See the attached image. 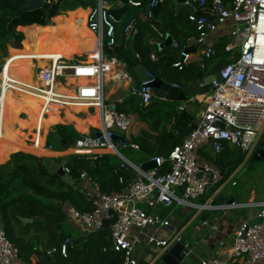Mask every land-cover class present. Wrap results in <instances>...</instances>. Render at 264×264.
Segmentation results:
<instances>
[{
    "label": "built area",
    "instance_id": "obj_1",
    "mask_svg": "<svg viewBox=\"0 0 264 264\" xmlns=\"http://www.w3.org/2000/svg\"><path fill=\"white\" fill-rule=\"evenodd\" d=\"M145 1L141 18L152 31L147 40L152 47L150 58L157 60V45L164 39V34L161 21L154 10L164 0ZM192 2L193 13L188 14V17L189 22L195 26L197 35L190 37L186 46L205 45L206 39L219 25L230 21L223 48L231 53V60L219 68L220 80H211L209 91L201 94L204 106L199 118L195 120V127L187 131L175 127L172 131L180 137V142L166 156H151L149 160L154 162V166L147 170L132 163L121 153L126 147L139 148L138 144L129 140L132 119L128 113L118 109L116 101L105 97L104 89L106 76L115 59L113 52H110L111 58L105 57L104 50L118 45L117 34L122 37L123 42L119 48L127 47L136 32L134 20L122 21L109 11L106 2L97 0L85 17L86 28L95 38V49L89 55L90 61L69 60L60 55L32 58V61L40 60L45 64L43 67L35 65V84L26 86L11 78L9 73L3 75L7 57H3L4 63L0 66V109L4 90L16 85L44 97V117L47 116L50 103L59 106L58 115H63L66 108L85 105L86 111L92 109L101 116L100 130L80 133L69 148L72 151L57 157L65 158L61 167L64 174L71 177L72 171L67 164L70 156L81 155L95 160L104 153H111L117 157L118 162L113 171L118 182L123 184L122 189L103 191L96 181L85 171H81L76 179L73 178L72 186L90 204V208L79 210L67 203L66 209L68 220L83 234L103 229V220L112 218L115 213L116 219L108 229L112 249L123 253L122 264H138V252L142 249L145 252L144 249L147 248L149 252L146 255L150 264L160 253L180 241L183 230L175 211L177 208L203 210L211 207L210 200H198L223 178L218 156L227 147L247 153L259 134L258 141H262L264 136V131L261 132L264 127V0ZM126 3L136 8L143 4L141 0H126ZM187 3L188 0H185L180 4ZM9 41L15 45L14 40ZM178 45L173 41L172 47L177 48ZM203 50L207 57L215 54L213 46H205ZM86 56L88 57L87 54ZM190 58V53L179 51V57L172 66L182 70ZM199 66L204 68L202 62ZM70 78L74 82L69 83ZM127 78L132 77L124 72L116 82ZM80 79L84 80L83 83H79ZM162 81L172 87H180L175 82ZM148 83L149 81L141 82L135 91L143 105L148 104L153 96ZM203 85V82L198 83V87ZM60 87L64 90H58ZM193 98L194 96H189L186 100L193 101ZM184 109L185 104L179 106V111ZM24 116L25 113L21 117ZM189 126L188 124L187 127ZM114 135L121 138H114ZM261 148L264 149V141ZM57 157L48 159L56 162L62 160L57 161ZM142 205L150 211L145 210ZM256 207L258 209L255 215L242 221L230 243L219 241L224 253L202 259L201 264H264V201ZM164 209H168L167 214L163 213ZM110 210L113 213H109ZM256 217L261 220L248 225V220ZM71 241L70 237H65L59 244L46 248L44 255L66 257L72 247ZM185 246L190 252L188 244ZM0 264H37L19 256L17 247L7 238L2 226Z\"/></svg>",
    "mask_w": 264,
    "mask_h": 264
},
{
    "label": "trees",
    "instance_id": "obj_2",
    "mask_svg": "<svg viewBox=\"0 0 264 264\" xmlns=\"http://www.w3.org/2000/svg\"><path fill=\"white\" fill-rule=\"evenodd\" d=\"M23 1L26 0H0V57H4L1 53L4 52L5 46L9 40L20 42L23 39L22 33L16 30V26L31 24L45 26L52 23L46 8L50 3L56 0H44L46 3L40 8L22 11L16 15L11 14L10 11L15 9ZM103 1L108 4L109 11L114 13L122 21L132 19L136 24V32L133 33L126 49L120 48L121 60L127 61V63L132 66L133 62L128 61L130 57L133 58L129 47L131 43L137 54V58L155 78L169 82H177L185 86L201 71L195 63H187L182 70L174 68L172 64L178 59L179 50L172 46L163 48L160 53L157 51L159 54L157 60L150 59L152 47L147 43V40L152 35V31L141 18V13L146 4L145 0H141L143 4L138 8L132 7L128 3H123L119 0ZM177 1L182 3L185 0ZM223 1L227 3L229 0ZM96 2L97 0H62L60 5L63 3L64 7L61 9L65 10L74 9L76 7H94ZM60 5L55 15L59 14L61 11ZM173 6V0H164L158 4L154 12L160 19L162 27H165L172 34L174 41L179 45H185L190 37H195L197 35V31L195 26L190 24L189 21L186 20L185 22V12L174 14L175 9ZM77 18H80L78 23L76 21ZM81 19H83L82 14L76 12L74 20L76 21L75 24L77 27L82 26ZM48 29L49 28H30L29 30L26 28L24 30L29 31L25 32L26 35L22 43L28 44V52L30 54L43 48L55 51V49L61 47L62 44H65L63 37L59 34L50 32ZM28 32H30V36ZM34 32L40 33L41 36L43 35V38L52 39V41H44V43L43 38H41V36L36 37ZM26 37L29 38L27 41L25 40ZM226 41V36L217 39L213 46L215 54L213 56L204 57L203 64L211 67L210 72L215 73L223 64L231 60L229 58L230 53L226 52L223 48ZM6 69L7 67H5V70ZM3 95H5L6 100H11V96L6 92H3ZM10 103L16 107L18 105L16 116L24 109L28 108L22 107V102L13 98ZM136 105L140 116L144 120L147 119V114L152 117L150 119L151 127L162 128L163 130L161 135H159L162 141H158L157 146L153 145V141L141 137L136 138L135 142H137L142 150L147 151L152 154V156H166L171 148L180 142V137L178 135H175L171 130H165V126L170 122L171 116H175L176 113L173 110L168 113L166 108H160L155 112L149 111V109H154L152 103L143 105L137 102ZM117 107L122 111L126 110L118 103ZM131 110H133V107ZM163 110H166V112L161 113ZM157 111H160L159 115H157ZM0 115L3 118V123L0 121V130L4 133L11 134V131L8 129L5 130L8 123L4 122V117L1 113ZM47 122V126L50 123L57 122V124L52 126V129H50L47 134L46 148L54 151H62L66 149V145L71 147V144L80 136V133L76 131L73 126L65 125L71 123L65 121L63 118L58 119L57 115L54 116V120L48 119ZM58 122L65 124H59ZM1 125L4 128H2ZM28 137L29 140H31L32 134H28ZM55 139L58 142L56 146L53 142ZM14 149L15 151L10 152L14 153H8L0 157V222L7 238L17 247L19 256L24 260L33 261L37 264H122L123 253L116 252L112 249L108 228L92 231L80 236H74L63 231V224L68 222L67 203L79 210L89 209L90 204L77 189L67 184L61 176L48 171L43 164L44 157L22 152L18 147ZM232 150L231 147H227L218 156V164L223 171L221 182L198 201L204 202L211 193L231 176L235 168L242 162L244 154L240 155L235 160L229 157ZM9 154L10 156L7 159ZM206 155H209V153H206ZM209 157H211V155ZM60 159L61 157L56 158L57 161ZM116 162L117 160L114 155L104 154L95 160L86 159L81 155L70 156L67 164L71 168L73 178L78 177L81 171H85L91 179L100 185L103 191H110L120 190L123 187V184L118 182L117 176L113 171L117 164ZM253 164L254 162H250V167H253ZM237 183L236 181L235 185H237ZM218 196L219 195H216V197H214V202L218 201ZM142 207L150 211L145 205H142ZM163 213H165V211H163ZM19 216L32 219L41 217L43 219L55 221L56 224L45 221H33L23 224L19 220ZM67 236L72 239V247L66 257H62L61 255L47 257L44 255L45 248L59 244L60 241Z\"/></svg>",
    "mask_w": 264,
    "mask_h": 264
},
{
    "label": "crops",
    "instance_id": "obj_3",
    "mask_svg": "<svg viewBox=\"0 0 264 264\" xmlns=\"http://www.w3.org/2000/svg\"><path fill=\"white\" fill-rule=\"evenodd\" d=\"M174 1H177V0H173V5H174ZM178 3L180 4V2H178ZM173 7L175 9L174 14L176 15L177 14L176 13V6L174 5ZM90 8H91L90 6H87L85 8L76 7L74 9L61 10L59 14L50 18L52 23L49 25H45V26L35 25V24L16 26V30L22 33L23 39L26 35L25 32L29 31L30 28H51L55 32L59 33L60 35H61V32L65 33V36L62 35L63 37H65L64 38L65 44H62V46L59 48L56 47L58 50L55 49V51H50V50H48V48H43V49H40L34 53H31V57H30V54L28 52L29 51L28 44L22 43V40H23L22 39L20 42L22 43V46L25 49V51H27L29 57L31 59L35 58V57L38 59L42 55H54V56L60 55L64 58H68V56H71V59H69V60H76V57L80 58V56H82L83 54H87L88 57L85 55L83 58L76 60V61H80V60H89L90 61L89 55L92 53V51L86 52V51H84L83 47L80 44L75 43L72 38H70V39L66 38L67 36H70V35L75 34L76 32L80 31V28L78 29L76 24H75L76 21H77V23H78V21H80V18H77L75 21L73 19L72 12L76 9H80L81 11H85V10L88 11ZM82 18L83 19H81V20H82L83 27H84L83 31L88 32L90 34L91 32L88 31V29L86 28V25H85V19H84L85 16ZM186 20L189 21L188 13H186L185 22H186ZM230 24L231 23L229 21L225 24L219 25L217 27V30L214 31L206 39L205 45H200V46L190 45V46H195V51L190 53L192 58H190V61L188 63H195L196 66L199 67V70H201L202 77L205 78L209 75L214 74L213 72H210V69H211L210 66L204 65V68H201L199 66V63L204 62L205 55L203 52L204 51L203 48L205 46L206 47L214 46L217 39L226 35V33L228 32V29L230 27ZM29 26H33V27H29ZM26 28H28L29 30L24 31ZM167 32L172 36V34L168 30H167ZM28 33L30 36V32H28ZM34 33H35L36 37L41 36L40 33H37V32H34ZM90 36L92 39H95V38H93L94 36L92 33L90 34ZM41 38H43V35L41 36ZM28 39L29 38L26 37L25 40L27 41ZM226 40H227V38H226ZM44 41L45 42H51L52 39L43 38V42ZM121 43H123L122 37L119 34H117V44L119 47H120ZM186 45L187 44H185L184 46H186ZM121 48H123V47H121ZM163 48H165V47H163ZM163 48H161L159 50V48L157 47L156 50L160 53ZM94 49H95V47H94ZM70 53H71V55H69ZM79 53H81V54H79ZM104 53H105V57L106 56L108 58L112 57V53L107 52L106 50H104ZM230 55H231V53H230ZM230 55H229V58H230ZM132 56H133V54H132ZM114 58L115 59L111 63L112 69H111L109 75L106 76V81L108 82V85L106 86L107 89L105 88L106 89L105 90V97L108 100L116 101V103H118L121 107H124L126 109V110H124V112L128 113L131 116L132 125H131L130 131H129V140L131 142L137 144V142H135V139L138 137H141L143 139H149V140L153 141V145L157 146L158 141H162L159 138V135H161L163 129L151 127L150 119L152 117H150L149 114H147V116H146L147 119H145V120L140 116V113L137 110L138 107H136L137 102L140 103V99H139L137 93L135 92V90L133 89V86H134L133 77L129 74L132 77L131 79L127 78V79H123L119 83L116 82V79L120 78L124 72H128V67H130V65L127 63V61L121 60L117 56V54H115ZM133 58H135V57L133 56ZM133 58L130 57V59H128V61H132L133 64H135V59H133ZM31 59L28 63L18 62V61H10V62L15 63V64H12V65L6 64V67H8L7 70H9L11 68H15V69L12 71H5L3 73V75H7L9 73V76L11 77V74L17 73L16 76L11 77V78L15 79L18 82H21V85H25V86L26 85H34L35 81L30 82L28 80V77L26 76L27 75L26 73H28L29 70L31 71V69H33L35 67V65L37 67H43L45 62L37 60L36 61L37 63L34 64ZM73 62H75V61H73ZM20 63H24V64L20 65ZM17 64H19L20 66ZM32 74H33V71H32ZM194 79H196V77ZM81 81H84V80L80 79L79 83ZM72 82H74V79L70 78L69 83H72ZM191 82H189L185 86L189 85ZM175 83H177V82H175ZM177 84H179V83H177ZM21 85H19V86H21ZM13 86H16V85H13ZM179 86L185 87V86H182L180 84H179ZM18 88L25 90V91L24 92L23 91L22 92H19V91L12 92L11 91V90H13L12 88H11V90L8 89L9 94H10L9 96H11L10 101L6 100L5 95H3V102H2L0 113L4 117V122L8 123L6 125V127L9 126L10 123L13 122V120H15L17 118L16 111L18 110V108L10 103V102H12V98L16 99L18 101H21L22 102L21 105H26V107H28L32 111V113L41 120L40 129H35V128L32 129V130H34V133L33 132L31 133L32 138H31V140L28 141L30 144H28L27 142H24V148L25 149H23V147H22L23 143H22L21 147L19 146L20 149L22 150V152H26V153L30 152V153H33V155L35 154L36 156H40V157H44V158H48L47 156H48L49 152H47V151L53 152L55 154L62 153L61 151H54V150H51L49 148H46L45 147L46 145L44 146V144H46V137L44 138V136H43L44 135V131L42 130L43 119L40 118V115L38 114L39 110L36 109V107H38V108H41V110H42V105L45 103L44 97H42L41 95L38 96L35 93H32L31 91L27 90L25 87H23V88L18 87ZM130 88H131V91H130ZM58 90H64V88L60 87ZM23 93H29V94H32V96L36 97L38 99L37 100L38 105H36L31 100V99H33V98H31L32 97L31 95L29 96V101H28V98L19 96V95H23ZM195 98H197L199 100V102L194 103ZM201 100H202L201 95L200 96H194L193 101H187V100H185V101H174V100H172L171 101V100H167V99L157 98L155 101L149 102V103H152L154 105V109H151V110L149 109V111L155 112L156 110H158L160 108H166L168 110V113H170L173 110L176 113V115L175 116L172 115L170 118V122L168 124H166V126H165V130L168 129V130L172 131L175 127H180V124L183 121V120H180V115H181V112H183V111H179V106L182 104H185L184 111L192 117V120H197L199 118L201 109L204 106V102H202ZM32 106H34V107L30 108ZM132 107H133V110H131ZM28 108H26L27 111H28ZM49 108H51V109H49ZM49 108L48 109L50 111L53 110V111H51V113H52L51 115L53 118L50 120H54V116L57 115L58 119L64 118V119L68 120L69 123H71L68 125L73 126V128H75V127H74L72 121L67 117V114L72 115L73 117L77 118L78 120H82L84 123V127L81 129H84V131L76 130L81 134H86V133H89L93 130L94 131L100 130L102 118L98 114V112H96V111H86V110L83 111V109H81L79 106H74L71 108H66L63 115H58L59 106H57L56 104L50 103ZM27 111H25V109H24L23 112H21L18 115L23 116V113H25V115H27ZM159 114H160V111H157V115H159ZM42 117L45 119V121L48 120V119H46V117H44V116H42ZM26 118H27V116L23 117L22 119L25 120ZM177 119H178V123H177ZM0 121L3 123V118L1 115H0ZM17 122L19 123V126H20L21 120H18ZM47 124L48 123L46 122V127H47ZM184 124L187 127V125L188 124L190 125L191 122L189 119H185ZM50 126H54V124L50 125ZM1 127L4 128L2 125H1ZM6 127H5V129H6ZM1 133H2V131L0 130V137L3 136ZM6 134L8 137L13 139V137H14L13 134H8V133H6ZM150 136H155L156 140L151 139ZM19 139H21V137ZM41 143H43V146ZM13 146H15V148H16L18 145H13ZM69 148H70L69 146L66 147L67 150H70ZM127 149L140 152V153L137 152V155L135 158L138 162H134L128 155H125L124 153L121 152L126 159H128L132 163L137 164L139 166L141 164L145 163L146 161H149L150 157L152 156V154L148 153L147 151H143L140 147L138 149L126 147L125 149H122V150L128 151ZM247 153L241 152V155L244 154V158H243L242 162L244 161ZM104 154H111V153H104ZM104 154H102V155H104ZM111 155H113V154H111ZM49 158H53V156L49 157ZM262 159H264V158H262ZM116 160L118 162L117 157H116ZM242 162L239 164V166L242 164ZM250 162H253V161H249V159H247L239 171H237L239 166L237 168H235V170L233 171L231 176L222 185H220L213 193L210 194V196L207 198V200L211 201L210 202V205H211L210 208H205L203 210H198V209L196 210L194 208H189V209L177 208L176 209V211H175L176 215L175 216L179 220V226H182L183 237H185V238H186V232L185 231H187L186 229H189L194 224L195 221L199 220V223H197L196 226H194L195 232L198 233V239L196 240L195 243L199 244L200 242H203L205 244V248L202 250V254H200V255L196 254L195 256H192L195 260L200 262V260L208 258V257L213 256V255H216L217 253H224L225 250L219 246V241L223 240V241H225V243H230L233 239V235H234L235 230L238 229V227L240 226L242 221L253 217V215H255V213H256L255 212L252 215L248 214V215H246V217L244 219L238 220L236 214L240 212L239 207H242V206L256 207V205L258 203L264 201V176L259 175V174H258V176L254 177V181H252L253 179H247V181L249 180L248 181L249 187H247V188L243 187V182L245 185L247 183V182L245 183L246 179H243L242 184H241V186H242L241 192L233 195V194H231V191L226 190V194H223V193L221 194V192L225 190V188L229 182H231L232 186H235V182H236L235 175H236V173L240 172L241 170H243L245 168L247 170L249 168H252L249 165ZM117 180H118V177H117ZM211 189H209L208 192H210ZM216 195H219L218 201L214 202L213 199H214V197H216ZM239 195H240V198L242 199V201L237 200V197ZM242 197H244V199ZM195 202H197V201H195ZM166 213H168V209H167ZM203 222H206V223L204 224ZM0 226H2L1 222H0ZM189 234L191 236H194L192 231L189 232ZM71 244H72V241H71ZM189 248H190V246H189ZM144 251L145 252H143V249H142V251L138 252V254H139V263L138 264H141V263L149 264L148 263L149 258L146 255V253L148 254L149 249L148 248L144 249Z\"/></svg>",
    "mask_w": 264,
    "mask_h": 264
},
{
    "label": "water",
    "instance_id": "obj_4",
    "mask_svg": "<svg viewBox=\"0 0 264 264\" xmlns=\"http://www.w3.org/2000/svg\"><path fill=\"white\" fill-rule=\"evenodd\" d=\"M62 0H56L53 3H50L46 10L49 17L55 16L56 12L59 10V5ZM123 3H126V0H119ZM46 2L44 0H26L21 2L15 9L11 10V14H18L22 11L26 10H33L42 7ZM174 5L176 6V13L185 12L188 14L193 13V2L192 0H188L187 4H179L177 1H174ZM161 30L164 34V39L160 43H158L159 50L163 47L171 46L174 39L173 37L167 32L164 27H161ZM15 46L18 48H22L21 42H15ZM131 53L135 57V64L128 67V73L134 79V86L133 89L136 91L139 88V84L143 81H149V86H151L153 90V96L151 97V101H155L157 98L159 99H167V100H174V101H185L189 96H200L204 92L209 91L211 87V80H220L219 72L217 71L213 75H209L207 77H202L201 71L198 72L196 79H194L189 85L185 87H172L170 84L165 83L162 79L155 78L153 75H150L147 68L140 62V60L136 57V52L132 47V44L129 45ZM177 49L179 51H183L184 53H192L195 51V46H187L183 47L182 45H178ZM107 52H114L120 58V49L118 45H115L110 48L105 49ZM4 63V58L0 57V66ZM203 82L204 85L202 87H198V83ZM199 102L197 98L194 99V103ZM189 119L191 124L189 127H186L184 124V120ZM180 120H183L180 124V128L187 131L189 128L195 127V120H192V117L187 114L185 111L181 112ZM264 131V127L262 128L261 132ZM260 137H257L254 145L248 151L245 156L244 161L238 167L237 171H239L242 166L244 165L245 161L249 159V161H259L260 159L264 158V149L261 148L262 141H264V136L261 139L262 141H258ZM114 138H121L117 135H114ZM151 139L156 140L155 136H150ZM68 147V145H66ZM63 159L59 162L52 161L51 159L44 158L43 164L48 169L50 173H56L57 175L61 176L62 179L69 185H73V178L67 174H64L61 164L63 163ZM154 166V162L149 160L145 163L140 165V168L143 170H147ZM109 213H113L111 210ZM19 220L23 223H31V222H48L51 224H56L55 221L43 219L41 217L37 218H29V217H18ZM116 219V214L113 213V217L109 219H104L102 222V228H108L109 225ZM261 218L256 217L248 220V225H252L256 221H260ZM189 242L187 238L182 237V239L175 244H173L170 248L160 253L155 260H153L150 264H201L199 261L195 260L193 257H189L188 247L185 246Z\"/></svg>",
    "mask_w": 264,
    "mask_h": 264
},
{
    "label": "rangeland",
    "instance_id": "obj_5",
    "mask_svg": "<svg viewBox=\"0 0 264 264\" xmlns=\"http://www.w3.org/2000/svg\"><path fill=\"white\" fill-rule=\"evenodd\" d=\"M64 7V5H63V3L60 5V10H64V9H61V8H63ZM10 48H14V49H19L18 47H16L15 45H12V43H11V41H9L7 44H6V46H5V49H4V52L3 53H1V55L2 56H4V57H8L9 56V51H10ZM21 49V48H20ZM123 49H126V47L125 48H123ZM49 50V49H48ZM58 50V49H57ZM91 52V51H90ZM92 52H94V50H92ZM79 54H81V53H79ZM92 54V53H91ZM69 55H71V53L69 54ZM86 54H83L82 56H80V58L79 57H76V60H79V59H81V58H83L84 56H85ZM107 57V56H106ZM192 58V57H191ZM67 59H71V56H68V58ZM33 63L34 64H36V62L35 61H33ZM12 64H15V63H12V62H10V63H8L7 65H12ZM21 64H24V63H20V65ZM17 65H19V64H17ZM19 65V66H20ZM6 67V66H5ZM7 69H8V67H7ZM5 70V71H12V70H14L15 68H11V69H9V70ZM32 71H33V73H35L36 72V69H35V67L33 68V69H31V71L29 70V72L28 73H26L27 75V77H28V80L30 81V82H33L34 80H33V78H32ZM16 74L17 73H13V74H11V77H14V76H16ZM34 77V76H33ZM104 89L106 88V86L108 85V82L106 81L105 83H104ZM107 89V88H106ZM105 89V90H106ZM9 90H11V89H9ZM12 92H15V91H13V90H11ZM130 91H131V88H130ZM4 92H6L8 95H10L9 94V91H8V89H5L4 90ZM24 92V91H23ZM32 96V94H29V93H23V95H19V96H22V97H26V98H28V101H29V96ZM13 97V96H12ZM31 98H33V99H31ZM30 99L36 104V105H38V102H37V98L36 97H34V96H32ZM20 102V101H19ZM41 106V105H40ZM22 107H26V105H22ZM17 108H18V105H17ZM48 108H49V105H48ZM47 108V116H45L46 117V119H52L53 117H52V113H51V111H53V110H49V109H51V108H49L48 109ZM164 109V108H163ZM86 109H83V111H85ZM44 111H46V110H43V108H42V110L40 111V112H38V114L40 115V118H42L43 119V128H42V130L44 131V138L46 137V139H47V134H48V132H49V130L52 128V126H50V125H56L57 124V122L56 123H50L47 127H46V122L47 121H45V119L42 117L43 116V112ZM90 111H92V109H90ZM7 112V111H6ZM166 112V110H163L161 113H165ZM20 114V113H19ZM83 115V114H82ZM26 116V115H25ZM24 116V117H25ZM23 117H21L20 115H18L17 116V118L15 119V120H13V122H9L10 123V125L9 126H7L6 127V129L5 130H9V131H11V134H13V141H8V139H7V137H6V133H4V132H2L1 134L3 135L1 138V140H0V157H3L5 154H8V153H10L11 151H15V146H13V145H18L17 147L18 148H20L21 147V145H22V143H23V145H22V147H23V149H25L24 148V142H27L28 144H30L28 141H29V137H28V134H30V133H34V130H32L33 128L32 127H28L27 129H23L22 127H20L19 126V123L17 122L18 120H21V121H23V119H22ZM64 119V118H63ZM65 121H67V122H69L68 120H66V119H64ZM22 123V122H21ZM48 123V122H47ZM59 124H64V123H62V122H58ZM65 125H68V124H65ZM74 125V124H73ZM50 126V127H49ZM75 129V128H74ZM75 130H80V131H84V129H75ZM21 137V139H19ZM44 141V140H43ZM54 142V145L56 146L57 144H58V142L56 141V139L53 141ZM42 145H43V143H41ZM33 145V144H32ZM73 145V143L71 144V146ZM20 146V147H19ZM46 147V146H45ZM233 150H232V152L230 153V155H229V157L231 158L232 157V159L233 160H235L236 158H238L240 155H241V152L239 151V150H237V149H235V148H232ZM128 151H125V150H122L121 152L122 153H124L125 155H128L134 162H138L135 158H136V155H137V152L138 153H140L139 151H134V150H130V149H127ZM144 151V150H143ZM17 152V151H16ZM28 152V151H27ZM62 153H60V154H53L52 156L53 157H57V156H60V155H63L64 153H66V152H68V150L67 149H64V150H62L61 151ZM142 152V151H141ZM12 153H14V152H12ZM12 153H10V154H12ZM28 153H30V152H28ZM10 154L8 155V157L10 156ZM31 154H33V153H31ZM35 155V154H34ZM52 156H49V157H52ZM8 157H7V159H8ZM1 159V158H0ZM62 159V158H61ZM60 159V160H61ZM63 159H65V158H63ZM254 162V166L252 167V168H249L248 170L245 168V169H243V170H241L240 172H238V173H236V175H235V180L238 182L237 183V185H235V186H232L231 185V182H229L228 184H227V186H226V188H225V190L224 191H222L221 192V194L223 193V194H226V190H229V191H231V194H233V195H235V194H237V193H239V192H241V184H242V181H243V179H246L245 180V183H246V185L244 184V182H243V187L244 188H247V187H249V180L247 181V179H253L252 181H254V177L255 176H258V174L259 175H263L264 176V159H260L259 161H253ZM246 167V166H245ZM228 182V181H227ZM243 199H244V197H242ZM237 200L238 201H242V199L240 198V195L237 197ZM239 210H240V212L239 213H237L236 214V216H237V218H238V220H242V219H244L245 217H246V215H248V214H254L255 212H256V210H257V208L256 207H251V206H242V207H239ZM164 211H165V213L164 214H167L166 212H167V209H164ZM68 222L66 223V224H63V226H62V229H63V231H65V232H67V233H69V234H72V235H74V236H80V235H85V234H83L80 230H79V228L78 227H76L74 224H72L69 220H67ZM197 223H199V220H197V221H195L194 222V224L189 228V229H186L187 231H185L186 232V238H187V240H188V242H189V246H190V254H189V257H192V256H195L196 254H202V250L205 248V244L203 243V242H200L199 244H197V243H195L196 242V240L198 239V233H196L195 232V227L194 226H196V224ZM193 232V234H194V236H191L190 234H189V232Z\"/></svg>",
    "mask_w": 264,
    "mask_h": 264
},
{
    "label": "bare ground",
    "instance_id": "obj_6",
    "mask_svg": "<svg viewBox=\"0 0 264 264\" xmlns=\"http://www.w3.org/2000/svg\"><path fill=\"white\" fill-rule=\"evenodd\" d=\"M76 12L81 13L82 17H84V16L86 17V14H87L88 11L87 10L81 11L80 9L74 10L72 12L73 19H74V15H75ZM77 28L78 29L80 28L79 32H76L75 34L67 36L66 38L67 39L72 38L73 41L75 43H77V44H80L83 47L84 51H86V52H90V51L94 50L95 39L91 38V36H90L91 33L89 34L88 32H84L83 31V29H84L83 23H82L81 27H77ZM48 30L50 32H52V33L59 34V33L55 32L53 29H51V28H49ZM62 35L65 36V33L61 32L60 36L63 37ZM63 38H65V37H63ZM30 57H31V54H30ZM30 57H29L27 51H25V49L23 48V46L19 50L10 48L9 56L5 60V65L10 63V61H18V62L27 63V62L30 61V59H31ZM34 75H35V73H33V75H32L33 80H34V77H33ZM80 83H83V81H81ZM12 89L14 91H19V92L25 91V90H22V89H20V88H18L16 86H13ZM79 107L81 109H86L85 105H79ZM25 111H27V110L25 109ZM26 116H27V118L25 120L21 121L22 123L20 122V126L23 129H27L28 127H32V128H35V129H40L41 120L37 116H35L30 109H28ZM67 117L72 121V123L74 124L75 129H81V128L84 127V123H83L82 120H78L77 118H75V117H73L72 115H69V114H67ZM6 137H7L8 141L9 140L13 141V139L8 137L7 135H6ZM1 139L2 138L0 137V140ZM47 152H49L47 157L52 156L53 154H55V153L50 152V151H47Z\"/></svg>",
    "mask_w": 264,
    "mask_h": 264
},
{
    "label": "flooded vegetation",
    "instance_id": "obj_7",
    "mask_svg": "<svg viewBox=\"0 0 264 264\" xmlns=\"http://www.w3.org/2000/svg\"><path fill=\"white\" fill-rule=\"evenodd\" d=\"M33 107H34V106H32V108H33ZM36 109L39 110V111H41V108L36 107Z\"/></svg>",
    "mask_w": 264,
    "mask_h": 264
},
{
    "label": "clouds",
    "instance_id": "obj_8",
    "mask_svg": "<svg viewBox=\"0 0 264 264\" xmlns=\"http://www.w3.org/2000/svg\"><path fill=\"white\" fill-rule=\"evenodd\" d=\"M183 46V45H182Z\"/></svg>",
    "mask_w": 264,
    "mask_h": 264
}]
</instances>
